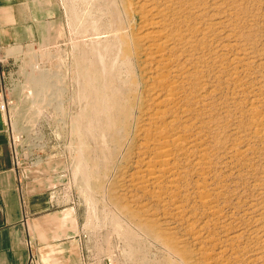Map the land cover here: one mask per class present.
Listing matches in <instances>:
<instances>
[{"label": "rangeland", "instance_id": "374dc122", "mask_svg": "<svg viewBox=\"0 0 264 264\" xmlns=\"http://www.w3.org/2000/svg\"><path fill=\"white\" fill-rule=\"evenodd\" d=\"M48 1L54 41L1 43V153L57 171L89 264H264V0Z\"/></svg>", "mask_w": 264, "mask_h": 264}, {"label": "crops", "instance_id": "0c3cea01", "mask_svg": "<svg viewBox=\"0 0 264 264\" xmlns=\"http://www.w3.org/2000/svg\"><path fill=\"white\" fill-rule=\"evenodd\" d=\"M55 14L48 0H0V43L9 48L54 41L60 21ZM26 174L18 173L8 145L0 151V264H28L31 253L39 264H89L77 233L75 204L61 203L60 191L50 192L52 180L43 188L37 181L57 175Z\"/></svg>", "mask_w": 264, "mask_h": 264}, {"label": "built area", "instance_id": "2783aa9c", "mask_svg": "<svg viewBox=\"0 0 264 264\" xmlns=\"http://www.w3.org/2000/svg\"><path fill=\"white\" fill-rule=\"evenodd\" d=\"M1 48L2 47H1V43H0V70L2 69L3 59H5L3 57V54L1 53ZM2 74H3V72L1 73V75ZM28 94H34V93L32 92V90H29ZM9 104H10V100L5 98L4 90H2V87H1V89H0V151L2 149V134H3V128L1 126V119L8 112ZM3 122L5 123V121H3ZM5 124L8 125V122H6ZM32 126L33 127H31V129H32L31 136H28V135H27L28 137L26 136V141L28 140L27 145H32V147L40 148V146H42V143H40L41 139H38V137H39L40 128H43L42 123L35 122ZM11 132H13L12 129H11ZM23 140L25 141V137H23L21 139V134L18 136H15V135L10 133V137H9L8 142H9L11 156L13 158L14 163H15V161H18V157H17L18 145L21 142H23ZM29 243H31L30 240H29ZM28 264H39L38 258L36 257V255L34 253H31ZM108 264H113V263H112V261L109 260Z\"/></svg>", "mask_w": 264, "mask_h": 264}, {"label": "bare ground", "instance_id": "6f19581e", "mask_svg": "<svg viewBox=\"0 0 264 264\" xmlns=\"http://www.w3.org/2000/svg\"><path fill=\"white\" fill-rule=\"evenodd\" d=\"M94 28H96V25H94ZM94 38V37H93ZM97 39H100V38H97ZM99 52V51H98ZM100 54V53H99ZM101 57H103V56H101ZM119 57V56H118ZM174 141V140H173ZM168 144V143H167ZM170 145V144H169ZM162 146H164V145H162ZM165 147V146H164ZM169 148V147H168ZM171 149V148H170ZM170 149H168V150H164L162 153L164 154V156H168L169 154L171 155V153H170ZM172 151V150H171ZM80 159V161L82 162V159L81 158H79ZM168 159H170V158H167V160ZM167 160H165L166 162H167ZM78 161V166L77 167H75V169H76V171H75V177H76V179L78 180L81 176L83 177V170H84V166L82 165L83 163H79V160H77ZM76 164H77V162H76ZM85 164V163H84ZM85 168H87L86 166H85ZM86 172V171H85ZM155 174V173H154ZM85 175V174H84ZM86 177V176H85ZM89 177V176H88ZM88 184V183H87ZM91 200V199H90ZM92 203V202H91ZM102 263H103V261H102ZM101 264V263H100Z\"/></svg>", "mask_w": 264, "mask_h": 264}]
</instances>
